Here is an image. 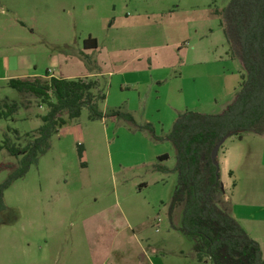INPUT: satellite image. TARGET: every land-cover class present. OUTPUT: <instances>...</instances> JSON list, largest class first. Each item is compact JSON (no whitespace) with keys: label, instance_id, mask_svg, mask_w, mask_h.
Wrapping results in <instances>:
<instances>
[{"label":"rangeland","instance_id":"rangeland-1","mask_svg":"<svg viewBox=\"0 0 264 264\" xmlns=\"http://www.w3.org/2000/svg\"><path fill=\"white\" fill-rule=\"evenodd\" d=\"M229 1L0 0V58L19 68L14 76L46 78L48 70L63 78L95 75L89 79L107 85L103 111L124 108L138 125L152 124L164 135L180 113H221L239 92L243 66L231 57L215 14ZM90 37L98 49H85ZM8 83L0 79V111L14 104L18 111L0 120V167L19 164L2 150L5 136L25 147L49 111ZM263 141L252 133L232 137L218 157L227 206L258 218ZM51 145L5 193L0 264H211L197 261L195 240L170 221L178 176L153 170L162 155L174 169L170 142H157L125 120L90 121L84 109ZM78 145L85 148L83 160ZM8 174L0 172V184ZM182 219L180 209L174 225Z\"/></svg>","mask_w":264,"mask_h":264},{"label":"trees","instance_id":"trees-1","mask_svg":"<svg viewBox=\"0 0 264 264\" xmlns=\"http://www.w3.org/2000/svg\"><path fill=\"white\" fill-rule=\"evenodd\" d=\"M215 14L221 16L231 57L243 66L239 92L221 113H180L170 132L164 135H158L152 124L138 125L124 108L103 111L101 105L107 101L108 93L101 79L50 78L48 72L46 78L11 79L9 88L42 100L49 111L42 117L43 125L36 136L25 147L12 144L5 136L2 150L19 159V164L0 167V172H9L0 184V216L8 210L5 193L39 165L52 148V138L68 120H78L87 109L90 121L125 120L138 130L150 132L155 141L173 145L174 169L164 164L170 157L162 155L153 170L178 176L169 218L174 229L195 240L193 250L199 263L208 258L211 264H264L260 244L232 216L224 198L221 172L217 173L212 160L213 150L225 138L243 140L247 133L264 137V0H230L223 11ZM84 45L86 50L98 49V41L92 37ZM102 84L106 86L104 90ZM17 111V105H6V111H0V120H8ZM84 150L83 145H78L80 160ZM180 209L182 225L176 227L173 219Z\"/></svg>","mask_w":264,"mask_h":264},{"label":"crops","instance_id":"crops-1","mask_svg":"<svg viewBox=\"0 0 264 264\" xmlns=\"http://www.w3.org/2000/svg\"><path fill=\"white\" fill-rule=\"evenodd\" d=\"M22 24L25 25L24 23H22ZM57 65L59 66V63L56 60V62L54 63L53 66L57 67ZM17 69H19V68L12 67L10 61H8L7 58H0V79L1 80L7 79L9 82L11 79H17V78L18 79L19 78L20 79H34L36 77L45 78V76H28V77L14 76L13 73L16 72ZM48 72H52L49 76L50 78L56 77V78L70 79V80L77 79V78H91L92 76H95V75H91V76H84V77L63 78V77L53 73V70L52 71L48 70ZM240 83H241V77H240ZM240 83H239V86H240ZM216 114H218V113H216ZM260 148L261 149L259 150V154L263 155V157L262 156L259 157V163H260L258 165L259 166V171H258L259 174L256 177H258V180H259V183H258L259 194H260V196L264 197V144L263 145L261 144ZM226 157L227 156L225 155L224 160H226ZM219 162H220V160H219ZM220 167H221V163H220ZM231 172L233 173V171H230V173ZM230 173H229V175H230ZM232 177H234V173H233ZM227 202H228V200H227ZM228 204H229V202H228ZM229 207H230V212H232V214H233V217L241 224V226L247 231V233L248 234L253 233L255 235V237L254 236H252V237H254L256 239L255 241H257L260 244V246L262 248V252H263V258H264V235H261L259 233V235H261V236H259L258 233L256 232V230L264 231V211H262V214L260 215L261 217L258 218L254 215H251V213H250V215H243V214L237 213L236 210L238 208L237 207L234 208L230 204H229ZM240 221H242V222H240Z\"/></svg>","mask_w":264,"mask_h":264},{"label":"water","instance_id":"water-1","mask_svg":"<svg viewBox=\"0 0 264 264\" xmlns=\"http://www.w3.org/2000/svg\"><path fill=\"white\" fill-rule=\"evenodd\" d=\"M229 138H225L223 139L216 147L215 149L213 150V153H212V160H213V163L214 165L217 167V173L219 174L221 172V167H220V164L218 162V157H219V152H220V149L222 148V146L228 141ZM219 180V178H218Z\"/></svg>","mask_w":264,"mask_h":264}]
</instances>
